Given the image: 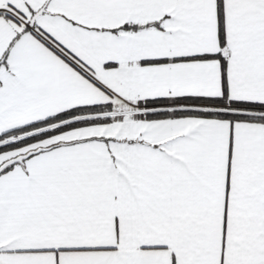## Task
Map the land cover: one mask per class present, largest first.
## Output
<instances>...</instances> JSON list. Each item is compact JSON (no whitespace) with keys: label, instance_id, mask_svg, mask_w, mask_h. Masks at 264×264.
<instances>
[{"label":"snow or ice","instance_id":"obj_1","mask_svg":"<svg viewBox=\"0 0 264 264\" xmlns=\"http://www.w3.org/2000/svg\"><path fill=\"white\" fill-rule=\"evenodd\" d=\"M0 264H264V0H0Z\"/></svg>","mask_w":264,"mask_h":264}]
</instances>
